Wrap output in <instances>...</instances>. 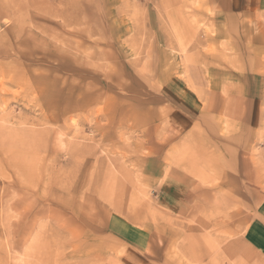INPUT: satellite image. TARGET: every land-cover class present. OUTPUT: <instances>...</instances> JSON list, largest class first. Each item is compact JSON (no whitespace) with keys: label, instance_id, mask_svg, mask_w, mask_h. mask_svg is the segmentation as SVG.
I'll return each mask as SVG.
<instances>
[{"label":"rangeland","instance_id":"rangeland-1","mask_svg":"<svg viewBox=\"0 0 264 264\" xmlns=\"http://www.w3.org/2000/svg\"><path fill=\"white\" fill-rule=\"evenodd\" d=\"M232 1L0 0V264H264V9ZM215 88L260 114L199 112L150 179L145 134Z\"/></svg>","mask_w":264,"mask_h":264},{"label":"crops","instance_id":"crops-1","mask_svg":"<svg viewBox=\"0 0 264 264\" xmlns=\"http://www.w3.org/2000/svg\"><path fill=\"white\" fill-rule=\"evenodd\" d=\"M242 0L232 1L233 6L240 4ZM247 4H252L257 11H263L264 0H245L243 5L245 8L248 7ZM232 6V8H234ZM206 96V105L203 106L201 103L191 97L182 96L180 106H177L172 112H169L164 120L158 119L156 123V128H150V130L145 134L144 139L147 142L144 143L145 148L150 150L149 162L150 164L146 167L147 176L150 179H158L164 177L167 169L171 172V177L182 178L186 177L185 173L178 172L174 165H171L170 161H176L177 155L183 143L190 141L191 135L193 134V127L197 115L199 112L208 115L213 118H223L225 115H230L231 118L235 119L236 124L240 126L245 125V118H251L255 115V110L257 114H260L257 97H248L245 93H236L234 98V103L232 104V110H228L227 102L228 97L226 93L222 92L220 89H214L213 91H208ZM247 95V96H246ZM249 106L250 103L253 106L251 109H244V104ZM200 110V111H199ZM200 113V114H201ZM204 115V116H205ZM234 121V120H233ZM176 168V169H175ZM175 181H168V184L172 185ZM258 210L264 214V200L258 206ZM114 225V226H113ZM118 226L112 222V228L119 234L122 238L121 240L127 245L130 253H137L141 251H154L159 253L161 247L159 243L153 240L155 239V233L150 230H143L135 228V231L131 229L123 230L117 228ZM251 227V226H250ZM246 240L249 244H258L264 246V223L261 221L253 223L252 227L247 231ZM129 256V255H128ZM133 262V261H132ZM135 262V261H134ZM137 264V262H135Z\"/></svg>","mask_w":264,"mask_h":264}]
</instances>
